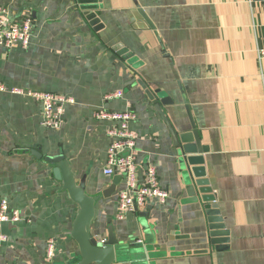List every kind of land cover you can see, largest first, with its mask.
<instances>
[{"label":"crops","instance_id":"0c3cea01","mask_svg":"<svg viewBox=\"0 0 264 264\" xmlns=\"http://www.w3.org/2000/svg\"><path fill=\"white\" fill-rule=\"evenodd\" d=\"M106 3L94 30L73 0H0L12 19L32 21L26 50L0 46V82L75 101L53 131L40 125L38 102L0 93V196L22 217L1 228L0 264H65L77 251L69 238L76 206L32 150L64 156L92 196L119 177L95 205V239L105 240L109 229L135 237L148 264H264V0ZM115 92L123 96L104 100ZM100 109L136 115L129 129L138 136L137 178L154 167L169 193L165 204L117 219L125 181L103 175L112 141L106 132L115 124L96 120ZM191 123L207 151L223 243H211L202 206L179 190L175 148ZM49 239L56 243L51 263L44 259Z\"/></svg>","mask_w":264,"mask_h":264},{"label":"water","instance_id":"95a60500","mask_svg":"<svg viewBox=\"0 0 264 264\" xmlns=\"http://www.w3.org/2000/svg\"><path fill=\"white\" fill-rule=\"evenodd\" d=\"M73 2L88 24L97 30L101 22L97 12L109 9L106 0H73ZM184 103L188 112L187 104L185 101ZM191 128V134L179 136V144L175 148L178 186L180 192L186 195L187 203L202 206L209 223L211 243L218 244L220 241L217 239L224 240L226 232L219 218L215 205L216 198L204 166L202 155L207 151L200 146L199 135L193 123ZM31 156L43 160L53 179L60 184V191L64 192L70 202L76 206L69 238L76 244L77 251L65 261V264H120L122 262L148 264L149 256L135 237H115L109 229L105 240L100 241L91 234L95 205L101 198H108L111 192H114L119 177H115L112 185L101 194L92 196L85 190V179L82 178L80 181L75 179L69 161L64 156H42L38 150H32ZM135 212H138L137 208ZM138 215L145 217L144 213ZM142 226L145 227V225Z\"/></svg>","mask_w":264,"mask_h":264},{"label":"built area","instance_id":"2783aa9c","mask_svg":"<svg viewBox=\"0 0 264 264\" xmlns=\"http://www.w3.org/2000/svg\"><path fill=\"white\" fill-rule=\"evenodd\" d=\"M32 21L29 18H14L9 16L7 7L0 6V46L6 50L20 48L26 50L31 42ZM8 92L30 98L39 103L40 125L43 128L57 131L61 128L63 110L68 105L75 103L70 96L57 93L23 91L10 88L0 82V93ZM122 92H115L104 97L105 101L121 98ZM95 119L114 123L113 129H108L106 134L112 140L106 150L103 175L112 177L121 175L125 186L117 194L116 208L117 219L123 220L129 214L135 213V208L151 204L163 205L169 198L167 189L159 186L156 169L148 167L144 178L140 182L137 178L138 165L136 163L137 134L130 131L129 124L136 119L131 111H108L100 109L95 113ZM22 221L19 212L9 207L6 198L0 196V250L7 242L1 232L4 224H15ZM26 221V220H25ZM56 243L54 239L47 240L44 259L51 263L54 259Z\"/></svg>","mask_w":264,"mask_h":264}]
</instances>
